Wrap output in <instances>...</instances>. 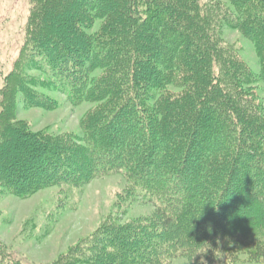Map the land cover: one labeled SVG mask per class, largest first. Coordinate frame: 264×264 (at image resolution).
Masks as SVG:
<instances>
[{
    "label": "trees",
    "instance_id": "obj_1",
    "mask_svg": "<svg viewBox=\"0 0 264 264\" xmlns=\"http://www.w3.org/2000/svg\"><path fill=\"white\" fill-rule=\"evenodd\" d=\"M224 2L31 0L30 65L72 105H95L80 145L22 133L9 127L15 95H35L10 75L0 188L28 198L121 175L156 209L103 225L67 263L168 264L211 245L207 264H233L241 250L264 264V0ZM227 26L253 45L258 72L225 41ZM15 256L0 243V264H24Z\"/></svg>",
    "mask_w": 264,
    "mask_h": 264
},
{
    "label": "rangeland",
    "instance_id": "obj_2",
    "mask_svg": "<svg viewBox=\"0 0 264 264\" xmlns=\"http://www.w3.org/2000/svg\"><path fill=\"white\" fill-rule=\"evenodd\" d=\"M30 11L31 0H0V110L1 91L9 76L20 71L26 80L22 78L17 87L35 97L31 100L23 90H17L9 127L27 134L72 138V143L80 145L82 120L95 104L72 105L56 89L45 69L30 65L25 47ZM223 38L254 71H259L255 49L241 32L227 26ZM172 90L181 94L184 89L178 85ZM155 212V207L136 195L121 175L105 176L80 187H44L28 198L0 188V243L24 264H69L75 258L69 250L85 242L103 225L148 219ZM232 256L233 264H263L243 250ZM168 264L200 261L180 255Z\"/></svg>",
    "mask_w": 264,
    "mask_h": 264
},
{
    "label": "clouds",
    "instance_id": "obj_3",
    "mask_svg": "<svg viewBox=\"0 0 264 264\" xmlns=\"http://www.w3.org/2000/svg\"><path fill=\"white\" fill-rule=\"evenodd\" d=\"M211 248V245H210V247H208L207 249H204V250H197L194 254H193V256L191 257V261H193L194 259H195V257L196 256H201V260H200V264H207V260H205L204 259V255H206L207 254V252H208V250ZM214 252H215V257H216V259L217 260H220V259H222L223 257H218L217 256V254H216V250H214Z\"/></svg>",
    "mask_w": 264,
    "mask_h": 264
}]
</instances>
